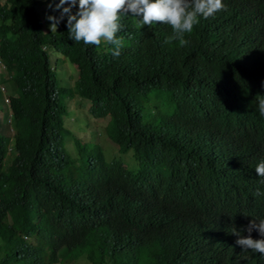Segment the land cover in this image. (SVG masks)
<instances>
[{
    "label": "clouds",
    "instance_id": "obj_1",
    "mask_svg": "<svg viewBox=\"0 0 264 264\" xmlns=\"http://www.w3.org/2000/svg\"><path fill=\"white\" fill-rule=\"evenodd\" d=\"M11 2L0 0V264H264V0H38L23 49L1 51L18 28ZM62 24L117 60L101 91L57 48ZM201 61L204 91L181 66ZM119 89L134 102L128 123L103 99ZM145 105L159 122L137 128Z\"/></svg>",
    "mask_w": 264,
    "mask_h": 264
},
{
    "label": "trees",
    "instance_id": "obj_2",
    "mask_svg": "<svg viewBox=\"0 0 264 264\" xmlns=\"http://www.w3.org/2000/svg\"><path fill=\"white\" fill-rule=\"evenodd\" d=\"M38 0H12V9L11 14L16 17V22L18 23L15 27L14 32L11 34L10 30H7L4 34V41L1 42V51H5V48L10 47L12 50L23 49V40L28 37V32L25 28L22 29L21 25H26L30 22L28 14L32 11L33 6L37 4ZM35 4V5H34ZM32 7V8H31ZM8 12L7 7H3L2 13ZM6 18H3L4 20ZM19 20V21H18ZM27 26V25H26ZM65 24H62L57 30V36L61 38V45H58L57 48L62 47L65 52L71 54L73 62L80 65V70H82V80H86L87 82L93 83L94 80V89L96 91H101L102 84L106 82L109 76L113 75V70H116L119 66L116 65L117 60L115 58L109 57L106 53L102 52L99 49H93V47L89 44H85L83 41L76 42L74 39L69 38V31L67 32ZM19 29V31H18ZM21 31L23 34H21ZM4 31L0 30V35H2ZM121 33L117 32V36H120ZM49 37L50 33L45 34ZM22 36V37H21ZM15 39V40H14ZM102 41V39H101ZM111 43V42H110ZM112 44V43H111ZM113 50L115 49L114 44H112ZM70 49V51H69ZM123 51V57L127 58L129 61L138 64L141 61V58L137 54H132L130 51V46L127 45ZM41 60L45 59V52L39 50ZM38 55V53L36 54ZM107 56V58H106ZM5 59V58H4ZM181 66L185 68V70L189 73V76L196 80L197 83L203 81V85L201 86V91L205 89V83L207 81L208 74V65L206 62L201 61V66L196 65L191 62L181 63ZM151 75L161 76L162 70L153 69L150 71ZM141 76L136 75V78H123L121 83L124 85L126 90H134L139 85V80ZM83 99L89 101L90 103L97 102L95 97L91 95V92H87V89L84 88ZM103 99L107 101H114L115 105V120H119L123 123H128L132 119V111L134 108V102L130 100L129 96L125 91L119 89L116 94H109L104 91ZM93 109V108H92ZM150 107L145 105L142 113H133V124L137 126V128H143L147 125L154 126L159 122V118L161 116V111H150ZM140 143V151L142 154L146 152V143L145 140H139Z\"/></svg>",
    "mask_w": 264,
    "mask_h": 264
},
{
    "label": "rangeland",
    "instance_id": "obj_3",
    "mask_svg": "<svg viewBox=\"0 0 264 264\" xmlns=\"http://www.w3.org/2000/svg\"><path fill=\"white\" fill-rule=\"evenodd\" d=\"M235 137V136H234Z\"/></svg>",
    "mask_w": 264,
    "mask_h": 264
}]
</instances>
